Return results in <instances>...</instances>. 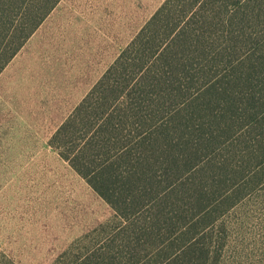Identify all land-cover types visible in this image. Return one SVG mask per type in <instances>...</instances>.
I'll list each match as a JSON object with an SVG mask.
<instances>
[{
	"label": "trees",
	"instance_id": "16d2710c",
	"mask_svg": "<svg viewBox=\"0 0 264 264\" xmlns=\"http://www.w3.org/2000/svg\"><path fill=\"white\" fill-rule=\"evenodd\" d=\"M60 1L0 0V74ZM49 146L119 219L75 264H229L264 197V0H165Z\"/></svg>",
	"mask_w": 264,
	"mask_h": 264
},
{
	"label": "rangeland",
	"instance_id": "374dc122",
	"mask_svg": "<svg viewBox=\"0 0 264 264\" xmlns=\"http://www.w3.org/2000/svg\"><path fill=\"white\" fill-rule=\"evenodd\" d=\"M164 1L61 0L0 74V263L75 264L118 223L49 138ZM260 197L229 219V264H264Z\"/></svg>",
	"mask_w": 264,
	"mask_h": 264
}]
</instances>
